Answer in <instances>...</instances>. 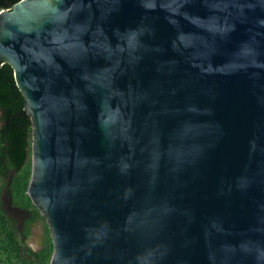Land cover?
<instances>
[{"label": "water", "instance_id": "water-1", "mask_svg": "<svg viewBox=\"0 0 264 264\" xmlns=\"http://www.w3.org/2000/svg\"><path fill=\"white\" fill-rule=\"evenodd\" d=\"M4 63L49 264H264V0H19Z\"/></svg>", "mask_w": 264, "mask_h": 264}, {"label": "trees", "instance_id": "trees-1", "mask_svg": "<svg viewBox=\"0 0 264 264\" xmlns=\"http://www.w3.org/2000/svg\"><path fill=\"white\" fill-rule=\"evenodd\" d=\"M17 1L19 0H0V10L12 7ZM24 103L12 67L8 63L2 64L0 66V181L2 187L9 181L15 204L24 208L31 207L37 211L27 195L31 176L28 159L31 153L32 122ZM0 241L7 253L9 264H49L50 262L51 254L47 251L46 243L40 251H34L20 241L11 219L1 207V200Z\"/></svg>", "mask_w": 264, "mask_h": 264}, {"label": "flooded vegetation", "instance_id": "flooded-vegetation-1", "mask_svg": "<svg viewBox=\"0 0 264 264\" xmlns=\"http://www.w3.org/2000/svg\"><path fill=\"white\" fill-rule=\"evenodd\" d=\"M1 187H2V183L0 181L1 207L3 211L7 214V216L11 219V222L15 228L16 234L19 237L20 241L30 246L28 244V240L34 236L36 229H37V237L39 238L40 229L45 219L41 215L38 209L36 211L34 208H31V207L30 208L21 207L15 204L14 200L12 201V204L14 206L20 207L21 209H23V211H27V213H24V212L23 213H13V214L9 213L8 208H7L8 200L10 199V197H12L13 199L11 190L9 188V181L4 187H2V189ZM31 248L34 251H40L43 248V244L41 245L39 244L37 247H31Z\"/></svg>", "mask_w": 264, "mask_h": 264}, {"label": "rangeland", "instance_id": "rangeland-1", "mask_svg": "<svg viewBox=\"0 0 264 264\" xmlns=\"http://www.w3.org/2000/svg\"><path fill=\"white\" fill-rule=\"evenodd\" d=\"M28 166L31 168V153L29 155V159H28ZM37 226V225H36ZM44 236V237H43ZM34 237L35 235L28 240V244L31 247H35V243L36 246H38L39 244H43L46 243V248L47 251L49 252V254H52L53 251V246H52V240H51V236H50V232L48 229L47 224L45 223V221L43 222L41 229H40V236L39 238L37 237V241L34 242ZM3 243L0 241V264H9L8 260H7V253L4 251L3 249Z\"/></svg>", "mask_w": 264, "mask_h": 264}, {"label": "bare ground", "instance_id": "bare-ground-1", "mask_svg": "<svg viewBox=\"0 0 264 264\" xmlns=\"http://www.w3.org/2000/svg\"><path fill=\"white\" fill-rule=\"evenodd\" d=\"M34 235H35V237H34V239H33V240H34V242H35V241H37V229H36V231H35V234H34ZM30 237H31V236H30ZM34 246H35V247H37V246H36V243H35V245H34Z\"/></svg>", "mask_w": 264, "mask_h": 264}]
</instances>
